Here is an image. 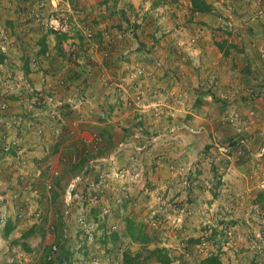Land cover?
<instances>
[{
    "label": "rangeland",
    "instance_id": "obj_1",
    "mask_svg": "<svg viewBox=\"0 0 264 264\" xmlns=\"http://www.w3.org/2000/svg\"><path fill=\"white\" fill-rule=\"evenodd\" d=\"M15 1L17 0H0V46L6 45V52H0V56H3V60L0 61V264H48V261L54 262V264H122L123 252L127 248L134 252L141 251L143 255L146 254L139 243L130 241L125 235L124 220L128 216L144 225L146 232L151 237L149 249L158 246L166 248L172 260L171 264H197L200 258L209 254H218L221 258V243L231 241L229 239L233 233L229 235L228 231L232 232V229L225 228V232L221 231L217 235L218 227H213L211 223L215 218L219 220L220 212L214 209L212 212L185 209V203H189L186 197L180 199V197L169 194V189H174L173 184L178 183L176 177L181 181L179 183L182 190L188 188L189 178H187L188 168L186 165L169 166L168 172L174 173L175 178L173 184L165 188L163 195H160V192L163 191L156 183L147 184L143 178L144 171L149 168L152 173H155L156 167L159 165L151 162L153 154H147L150 151V145H148L150 147L140 148L139 145L133 146L128 141L124 142L125 145L123 144L118 150L115 148L103 156L101 160L95 161V158H90L93 159L94 166L90 165L93 167L89 169V172L84 173L85 180L81 183L79 181L72 190L69 205L65 203V189L73 177L80 175V167L65 182L61 183V186L57 185L60 188L58 191H52L56 185L51 176L61 177L63 170L42 168V165L37 164L34 158H29L28 143L45 139L47 133H52L53 139L59 138L61 136L59 133L62 131L60 125L66 117L74 116L72 114L80 112V123H82L87 118L85 114L92 116L95 108L88 103L87 95L84 93V78L81 79L79 85L76 84L77 86L68 83L70 90L65 88V91L68 92L63 96H57L63 106L58 111L59 114L50 115L47 111H45L46 115L43 114L45 108L43 98L38 96L34 98L35 96L29 94L26 89L21 93V96L18 93L15 95L16 92H19V86L27 88L29 84L35 88L28 78L20 76L21 73L28 75L30 69L37 68L36 56L41 54L47 58L51 55L46 47L45 51L41 52L44 45H39L40 35L38 32L40 29L29 14L30 9L33 8L32 0H20L17 3ZM116 1L111 0L112 3L105 4V7L100 10L96 9L95 13H88L89 15L84 14L78 3H75L70 9L79 11L78 25L80 28L78 27L76 30L75 26L77 27V25H74L73 34L70 37L66 34L52 35L51 32H47V40L51 42V38L56 40L57 49H54L56 50L54 55L60 57L63 54L66 67L76 68L75 76L80 74L81 78L87 73V76L92 77L96 69L103 71L93 63L89 50L94 54H101L100 56L104 60L105 58L109 59L111 53H114L118 48V44L126 43V38L136 40L139 47L143 46L142 42H138V38L141 36L144 42L153 40V45L163 41L167 48V57L173 58L174 55L180 57L177 60L179 65L181 64L180 69L186 75L192 76L191 86L195 84L191 88H200L208 92L211 89L210 86L214 88L221 86L222 91H225L222 93L224 95H229L227 92L233 91L234 86L228 85L231 87L230 89L224 88L226 83L223 78L214 77V72L211 71L218 69L221 65H228L225 63L228 62L227 60H233V55H229L231 49L235 52L241 49L243 52L247 48V52H251L253 64L258 62V65H255L254 69H250L241 55L237 58V63L233 61L235 70L239 69L243 74L241 75L242 88L244 91L247 90L246 93H249L251 98L257 95V89L264 87V46L261 45L264 43V2L262 3L261 0H234L236 2L231 0H208L209 2H207V0H203L210 7V10L204 13L193 11L190 0H184L186 4L182 2L183 0H168L170 3H177V6L180 4L177 10L178 15L170 17L172 12L165 9L169 17L159 20L158 23L152 19L154 15H150L152 18L149 20H142L146 32L141 34H138L143 26L139 22L142 17L140 10L129 0H122L124 3L120 7L115 4ZM243 6L248 8L244 19L240 16L242 13H239L244 9ZM61 10L64 13L68 12L67 9ZM198 14H207V21L196 17L199 16ZM82 17L88 19V22L80 21ZM113 17H116V21L113 20ZM90 24L98 26L97 31ZM86 27L95 36L93 42L97 44L96 47L84 39L81 29ZM112 29H114V33ZM1 30L7 34L6 43L1 41ZM99 30H101L100 35L97 34ZM68 38L71 40L68 41ZM57 39L61 47L58 46ZM75 42L79 44L80 53L78 52L73 58L71 54H67L66 45ZM114 45L115 50L111 52V47ZM37 46L41 48L37 49L38 51L35 49ZM123 55V53H118L113 58L114 62H112L117 64L104 66V72L109 73L105 87L111 89L109 95L115 102L113 104L118 105V109L122 111L136 109L142 114H147V117L151 119H157L166 114L168 119L177 120L178 109L186 104L183 88L179 92L178 90H168L164 93L156 85H146L145 88L148 92L146 95H150L148 99L140 89L136 91V87L141 85L143 78L155 75L156 68L157 70L164 69V65L150 56V60L154 61L146 62L148 67L142 64L131 70L124 69L125 66L119 64V61L122 63L126 61ZM166 55L164 60L167 59ZM109 70L113 71L112 74L115 78L120 74L123 75L114 79ZM58 73V77L63 79V73ZM130 83L133 84V87H130ZM61 85L64 86L66 83ZM249 89L251 90L249 91ZM35 90L37 89L35 88ZM133 91L136 92L133 93ZM78 92L83 101L77 110L73 106L78 103V99L76 100ZM263 92V90L260 91V93ZM69 96L71 102L66 103ZM224 97L227 98V96H222V98ZM34 109H38L35 114H33ZM83 110L86 111L84 115H82ZM39 116V119L32 120ZM75 118L72 120L74 125H76L74 121L77 120ZM224 118V121L233 128L234 139H231L227 144H219L215 147L219 156L222 153L227 156L229 161L227 165L234 163L235 166L239 162L242 163L248 157L247 155L251 154L247 147L238 153L232 145L239 137L245 138L249 145L252 137L246 130V119L243 118L240 111L234 109L228 112ZM181 124L167 122L162 125L159 131L150 135H153L152 138L155 142L158 140L169 141L167 138L174 142L179 141L180 132H188L186 126ZM171 128H174L173 133L170 131ZM190 128L198 131L197 128ZM237 128H240L239 132ZM189 132L195 133L190 130ZM92 138L94 140L98 138L97 134L94 133ZM223 147L227 148L226 152L223 151ZM263 147L264 144L260 149ZM179 148L180 146L172 143L169 145V149L173 153H176V149ZM260 149L256 157L264 159V153ZM124 150H130V153L124 152ZM124 155L127 162H129L130 156L133 158L130 169L124 165L126 162ZM121 160H123L121 165H116L117 167L114 168L113 164L115 162L119 164ZM194 168L198 171L197 167ZM230 168L233 167L230 166ZM44 169L49 170V175H45L43 178ZM196 171L189 170L193 174ZM218 171H220L219 167L215 171L217 176H219ZM131 175L134 177L130 178ZM125 176L130 178V188L129 182L127 183L126 178L124 179ZM210 176L217 182L214 175ZM213 180L202 181L203 186L211 189L214 186ZM40 181L44 189L41 195H39L37 184ZM93 188L97 189L99 195L97 201L89 200V195H87L88 192H92ZM109 192L111 193L109 194ZM46 193H48V197L49 194H52L54 198L50 205L48 204L47 209L44 201ZM255 198L256 196L254 201ZM249 203L256 202H252L251 199ZM66 210H68L67 213ZM208 213L215 216L211 222L206 221V218H209ZM182 214H185L184 218L187 217L185 220L180 218ZM260 214L261 212L254 217ZM8 226L10 230L5 235L4 229ZM218 230H223V228ZM112 233L118 235L116 242L110 239ZM56 243H58L57 254L53 258H48L51 245ZM211 245L214 250L209 249ZM250 245L245 249H249ZM252 249L260 251L263 255L262 249L259 250L255 247ZM66 253L70 254L68 260H64ZM221 260L231 264L225 259L221 258ZM235 262L232 263L235 264ZM148 263L158 262L152 257ZM241 263L243 262L239 260L238 264ZM244 264H264V255L256 262L248 257Z\"/></svg>",
    "mask_w": 264,
    "mask_h": 264
},
{
    "label": "crops",
    "instance_id": "obj_2",
    "mask_svg": "<svg viewBox=\"0 0 264 264\" xmlns=\"http://www.w3.org/2000/svg\"><path fill=\"white\" fill-rule=\"evenodd\" d=\"M18 1L20 0L15 1V3ZM37 1L38 0H32L31 2H33V5H36ZM45 1L48 6H51L52 3L55 4L57 8L63 10L74 6L75 3H78V6H80L86 15H89L88 13L92 12L95 13L96 9L100 10L105 7V4L112 3L111 0H107L108 2L106 3L105 0ZM129 1L134 4L138 10H140V15H142L139 22L142 23L143 26H141V29L139 30L140 33L138 34L146 32V30H144L143 21L152 18L150 15H154V18L152 19H155L158 23L159 20H165L167 16L169 17V14L165 11V9L172 12L170 15L171 17L178 15L177 10L180 6V4L177 6V3H170L168 0ZM261 1L262 3L264 2V0ZM182 2L186 4V1L183 0ZM207 2L209 1L207 0ZM122 3H124L122 0H117L115 4H118V7H120ZM243 8V10H239V13H242L240 16L244 19L248 8H245L244 6ZM198 15L199 16L196 17L207 21V14ZM113 20L116 21V17H113ZM80 21L88 22V19L82 17ZM90 25L97 31L98 26H93L92 24ZM39 29V45L41 44L46 46L51 55L47 58L43 57L41 54L36 56L37 68L34 70L30 69L28 75L21 73L20 77L28 78L37 90L42 91V94L53 93L58 97L63 96L68 92L65 91V88L69 89L68 83L79 85V83H81V79L84 78V93L87 95L88 103L95 108L93 109L94 111L92 110V116L85 114L87 115V118L82 123H80V112L72 114L74 116L66 117L65 121L60 125V130L62 131L60 132L61 134L59 133V135H61L59 138L53 139L52 133H47L45 134V139L28 143L30 152L29 158H34L37 164L42 165V168H59L60 171L63 170V176H51V179H53L56 185L52 191H58L60 188H58L57 185L61 186V183L65 182L68 177L78 171L79 167L83 176L86 171L89 172V169H92L91 167L94 166L93 159L90 158H95V161L101 160L103 159V156L107 155L115 148L118 150L121 146H123L124 142L129 141L133 144V146L139 145L140 148H145V146L147 147L150 145L151 147L148 146L150 147V151L147 154H153L151 156V162L159 165L156 167L157 171L155 173H152V170H149V168L144 171L143 178L147 181V184L156 183L160 186L159 189L161 188V191H163H159L160 195H163L165 194V188L168 187V185L173 184V180L175 178L174 173L168 172L169 166H176L179 164H183L184 166L186 165L188 168L187 178H189L188 188L186 190H182V188H180L181 181H179V178L176 177L178 183L173 184L174 189H169V194H171V196L175 195L176 197H180V199L186 197V200L189 203H185V209L187 208L188 210L193 211L202 210L204 212H212L214 209L220 212L219 220L215 218L214 214L211 215V213H208L209 218H206V221L211 222L213 218H215L211 225L213 227H218V229L223 228V230H216V228H214L216 231H219L217 232V235H219L221 231L225 232V228L232 229L233 235L230 236L229 239L231 241L221 243L222 246L220 256L222 259L227 260L231 264H233L232 262L234 261H236L235 264H238L239 260L243 262L241 264H244V261L248 259V257L250 260L255 262L257 259H260V257L263 256L262 253L258 250L252 249L251 245L254 239L255 231L259 228H264V202L259 203L261 208V214L257 216H260L259 218H246L245 212L251 204L249 203L251 202V199L252 202H255L254 197L256 196V193L260 191V189L264 188V159L256 157L259 149L264 144V95L262 96L264 92L260 93L261 90L264 91V87L257 89V95L250 98L249 93H246L247 90L244 91L242 88L243 84L241 83V75L243 74L240 73L239 69L235 70L233 64V61L237 63V58L241 55L243 60L246 61L245 64L250 66V69H254L255 65H258V62L253 64L251 52H247V48H245L243 52L241 49L236 52L231 49L229 51L231 52L229 55H233V60H227L228 62L224 61L225 63H228L226 66L221 65L218 69H212L211 72H214V77L219 76L223 78V81H225L227 86L225 85L226 87L224 86V88L230 89L231 87L229 86H234L233 91L227 92L229 95H224L222 93L225 91H222L221 86L218 88L210 86L211 89L208 92H205L200 88H191L195 84H192L191 86L190 83L193 81L190 79L192 76L190 74L189 76L186 75V73L180 69L181 64L179 65V61H177L180 57L174 55L173 58H175V60H172L173 58H169L166 55L167 48L165 47L163 41L154 42L155 44L153 45V40L145 41V43L141 36L138 38V42H142L143 46L139 47L136 40L126 38V43L118 44V48H116V50L115 45L111 47V52L113 50H115V52L111 53L109 59L105 58L104 60V58L100 56L101 54H94V52L89 50L88 52H90V56L93 58V63L96 64V67L99 66L100 69L102 68L103 71L96 69V71L94 70L95 72L92 77L87 76V73H85L83 77L81 76L80 78V74L75 76L74 71L76 68H72L73 66H69L70 69L69 67H66V61L63 60V54L60 57L54 55V52H56L54 49H57V44L55 42L56 40L53 38H51L52 42L47 40V32L49 31L41 28ZM113 30L114 29H112V32ZM100 32L101 30H99L97 34L100 35ZM50 34L54 35L53 33ZM48 37L50 36L48 35ZM56 37L58 36L56 35ZM98 39L100 40V38ZM123 42H125V40H123ZM261 45L264 46V43ZM58 46L61 47V45H59V41ZM35 49L39 50L41 48L40 46H37ZM118 53L124 54L123 58H125L126 61H123V63L119 61V64H123L125 66L124 69L131 70L142 64L148 67L146 62L154 61L150 60V56L156 58V61L164 65V69L157 70L156 68L155 75L152 74L149 75V77L147 76L143 78L144 80H142L141 85L136 87V91H139L140 89L145 98L148 99L150 95H146V93H148L145 88L146 85H156L164 93L168 90H178L179 92L180 89L183 88L186 104L181 109H178L179 112L177 115L179 117L177 120L168 119L167 115L163 113L161 117L151 119L150 117H147V114H142L136 109L132 108L130 110L125 109L122 111L118 109V105L115 106V104H113L115 102L112 96L110 97L109 95L111 89L105 87V81L107 80V77H109V73L104 72V66H113V64H117L113 63V58L116 57ZM238 53L241 54L238 55ZM165 55L167 57L166 60H164ZM151 69L153 71V65L151 66ZM58 72L63 73V79L58 77ZM110 72L111 77L114 79L123 75L120 74L119 77L115 78L112 74L113 71ZM210 81L211 79L209 82ZM64 82L66 85H61L64 84ZM131 84L132 83H130V87H133V84ZM185 85H187V87H185ZM78 89L80 90V86ZM250 90L251 89H249V91ZM136 91H133V93ZM222 96H227V98H222ZM233 108L240 111L243 118L246 119V130L252 137L250 144L246 146L249 154L251 155H247L248 157L245 158L242 163L239 162L235 166L233 165L234 163L227 165V163H229L227 156H224L225 154L223 153L219 156L215 147L219 144H227L231 139H234L233 128L229 125V123L224 121L225 115L234 110ZM37 110L38 109H34V112L32 111L33 114H35ZM85 112L86 111L83 110L82 115H84ZM39 118L40 116L37 118L34 117L32 120ZM74 118L78 120V122L77 120L74 121L76 125L72 123ZM167 122L182 123V126L197 128L198 131H194L195 129H192V132L195 133L189 132L188 129V132L181 131L179 141L175 142L170 138H167L169 141H153V135L151 136L150 134L159 131L162 128V125H165ZM94 133L98 136L95 140L92 138ZM171 143L176 146H180L179 149H176V153H173L169 149V145ZM124 152L130 153V150H124ZM124 160L126 161L124 165L130 169V166L133 164V158L130 156L129 162H127V158L125 156ZM122 162L123 160L119 161V164H116L115 162L113 164L114 168L117 167L116 165L120 166ZM228 166H232L233 168L227 169ZM194 167H197L198 171H196ZM218 167L220 168V171H218L219 176L215 175V171ZM48 169H44L43 178L45 175H49ZM189 170L191 172H196L193 174L189 172ZM90 171L93 172V170ZM252 173L253 175H251ZM210 175H214L213 177H216L217 182L210 178ZM133 177L134 176L131 175L130 178ZM125 178L126 176L124 179ZM130 178H126V182H129V188L131 187L129 181ZM209 179L214 182V186L211 189L203 186L202 183V181ZM37 184L39 195H41L42 190H44L43 185L41 184V181ZM197 185H200L201 187H198ZM110 193L111 192H109V194ZM112 193L115 194V192ZM45 199L46 200L44 201L47 209L48 204L50 205V202H52L54 198L52 194H49L48 197V193H46ZM184 215L185 214H182L180 217L182 220L187 218H184ZM249 245L250 248L245 249L246 247H249ZM216 247H218V245H216ZM209 249L214 250L212 245Z\"/></svg>",
    "mask_w": 264,
    "mask_h": 264
},
{
    "label": "built area",
    "instance_id": "obj_3",
    "mask_svg": "<svg viewBox=\"0 0 264 264\" xmlns=\"http://www.w3.org/2000/svg\"><path fill=\"white\" fill-rule=\"evenodd\" d=\"M33 8L30 9V16L33 19V22L35 25L43 30L49 31L53 34H59L63 35L66 34L69 37L71 34H73L74 30V25L75 29L80 28V25H78V20H79V11L77 9H67L68 12H63L61 9L57 8L55 4L51 3V6H48L46 4L45 0H38L36 5L32 6ZM82 35L84 39L90 44H92L94 47L97 46L93 41L95 40V36L93 33L86 28L81 29ZM71 39L68 38V41ZM1 41L3 43L7 42V34L3 30H1ZM67 47V54H71L73 58L76 57V54L79 52L80 53V48L79 44L73 43V44H68L66 45ZM79 48V50H78ZM76 50H78L76 52ZM0 52L5 53L6 52V45H1L0 46ZM80 59V58H79ZM19 86V85H18ZM27 90L29 94H32V96H35L34 98L39 97L40 95L37 93V91L31 87V85L24 86V88H21L19 86V92H16L21 96V93L24 92V90ZM26 92V91H25ZM80 93H77L76 100L78 99V103L75 104V109L78 110L80 108V104H82L83 99L80 98ZM45 108H44V113L46 115V112L49 113L50 115H53L55 113L59 114V110L63 108L62 102H60V99L57 98V96L54 95H45L43 96ZM71 102V97L69 96L67 98L66 103ZM58 108V109H57ZM186 129L192 131V128L186 127ZM238 132L240 131V128H237ZM171 133L174 132V128L170 129ZM175 138V136H174ZM235 150H237L238 153H241L244 149V147L247 146V140L243 137H239L236 142L232 145ZM224 152L227 151L226 147L222 148ZM262 153H264V147L260 150ZM227 169H230V166L227 167ZM85 180L84 176L80 173V175H76L73 177L69 183L66 186L65 189V203L66 205H69V200L72 198V190L77 186V184L83 182ZM86 195V194H85ZM84 195V196H85ZM89 195V200L97 201L98 199V193L97 189L93 188L92 192H88ZM176 207V205H174ZM68 210H66V213ZM260 213V206L257 203H251L248 208L246 209L245 216L246 218L249 217H254V215ZM228 234L231 235L232 232L228 231ZM252 247H255L256 249H262L263 255H264V228H259L257 231L254 233V239L252 243ZM58 252V244H53L50 247L48 258H53Z\"/></svg>",
    "mask_w": 264,
    "mask_h": 264
},
{
    "label": "trees",
    "instance_id": "obj_4",
    "mask_svg": "<svg viewBox=\"0 0 264 264\" xmlns=\"http://www.w3.org/2000/svg\"><path fill=\"white\" fill-rule=\"evenodd\" d=\"M107 1V0H105ZM116 1V0H112ZM174 1V0H171ZM192 3V10L197 13H204L210 10V7L203 0H190ZM126 19V18H125ZM45 47H42L41 52L45 51ZM3 60V56H0V61ZM256 203L264 202V189L260 190L256 194L255 198ZM125 235L132 242L139 243L142 246V249L146 252L145 255L142 254L141 251H132L129 248L125 249L122 256V264H150L148 260L154 257L158 263L155 264H171L172 260L168 255L166 248L164 247H155L153 249H149L148 245L151 242V237L146 232L144 225L140 222H137L133 217L125 218ZM10 230V227H5L4 234L7 235ZM27 235V234H25ZM118 235L112 233L110 235V239L113 242H116ZM58 244V243H56ZM29 250L28 247H26ZM64 260H68L70 258V254L66 253ZM17 264V263H11ZM48 264H54V262L48 261ZM197 264H229L222 262L221 258L218 254H209L200 258Z\"/></svg>",
    "mask_w": 264,
    "mask_h": 264
},
{
    "label": "clouds",
    "instance_id": "obj_5",
    "mask_svg": "<svg viewBox=\"0 0 264 264\" xmlns=\"http://www.w3.org/2000/svg\"><path fill=\"white\" fill-rule=\"evenodd\" d=\"M35 89V88H34ZM37 91V93L40 95L39 97L40 98H43V96H45V95H51V93H44V94H42L41 93V91H39V90H36ZM16 95V94H15Z\"/></svg>",
    "mask_w": 264,
    "mask_h": 264
}]
</instances>
